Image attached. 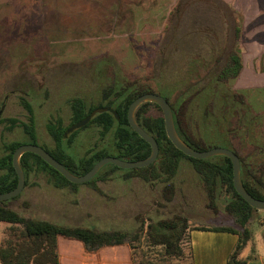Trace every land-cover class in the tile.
I'll return each instance as SVG.
<instances>
[{
	"label": "rangeland",
	"instance_id": "obj_1",
	"mask_svg": "<svg viewBox=\"0 0 264 264\" xmlns=\"http://www.w3.org/2000/svg\"><path fill=\"white\" fill-rule=\"evenodd\" d=\"M178 1L182 4L184 0H0V156L5 144L28 140L21 126L29 116L23 98L32 107L36 144L53 148L46 124L59 120L68 125L74 98H81L87 106L104 103V89H118L127 83L158 87L172 102L178 92L185 96L195 93L212 75L217 61H223L232 34L208 1H186L170 20ZM222 1L235 9L242 24L238 37L241 69L230 85L221 89L246 90L243 119L262 118L261 133L251 136L244 130L234 110L241 104L231 105L232 114L225 115L217 101L219 93L212 90L205 95V102L198 97L192 102L190 114L203 133H215L208 141L211 148H228L244 159L240 162L242 182L253 190L260 185L247 167L255 175L259 169L264 171V0ZM161 114L154 103L144 102L134 117L146 124ZM98 131L93 125L79 129L70 143L64 144L66 151L78 157L89 149L110 146L112 130L103 138ZM210 158L225 167L221 156ZM108 169L104 166L100 173ZM46 178L45 173L29 175L22 195L7 205L23 211V202H27L30 214L57 223H79L91 207L98 219L84 216L80 224L99 228L132 230L136 226L132 214L156 218L174 211L185 213L191 225L231 223L225 213L231 192L226 195L219 190L217 212L206 210L202 183L185 161L174 178L175 196L163 207L157 204L162 201L160 183L122 181L114 175L110 183L98 182L103 192L115 193L104 198L88 185L80 184L75 193L70 187H54ZM123 184L137 192L118 190ZM263 220L264 211H256L249 225L254 237L246 245L247 251L254 243L261 252L257 237L264 231ZM6 226L0 222V244Z\"/></svg>",
	"mask_w": 264,
	"mask_h": 264
},
{
	"label": "trees",
	"instance_id": "obj_2",
	"mask_svg": "<svg viewBox=\"0 0 264 264\" xmlns=\"http://www.w3.org/2000/svg\"><path fill=\"white\" fill-rule=\"evenodd\" d=\"M186 1L190 2V0H184L182 4ZM197 1L212 3L231 29V43L221 56L223 61L221 63L220 60L217 61V64L212 68V75L207 76L209 79L199 86L195 90V93L192 92L185 96L181 92H178L173 102L162 89L160 90L158 87L157 89L148 88L135 83H127L118 89L112 87L104 89L102 93L104 103L87 106L81 98L72 99L70 101L71 115L69 124L63 126L59 120L49 121L46 124V129L53 140L54 147L48 148L47 146H42L71 173L82 175L96 161L109 155L131 161L143 159L149 155V144L140 138L127 122V108L129 104L136 97L148 92L156 91L154 93L165 97L171 106L177 133L194 149L205 150L211 148L208 145V141L215 135L212 131L203 133L197 125L195 118L190 114L192 102L197 97L205 102L207 99L205 95L209 94V91L219 93L217 101L222 105L221 107L225 115L232 114L233 107L231 105L241 104L242 107L234 109L238 113V121L244 126V130L249 135H260L261 128L259 124L262 118L254 116L250 119H243L246 112L243 106L246 90H231L226 88L223 91L221 89L224 85H230V82L236 78L241 69L238 37L241 31L242 18L237 16L233 7L227 5L222 0ZM182 4L180 1L177 2L170 20L175 18ZM202 94H204V97ZM22 100V105L29 114L28 122L21 124L22 133L23 137L28 140L26 142L15 140L4 145V153L0 156V169L3 170L0 173V193L10 191L16 186L17 176L11 164V157L15 148L23 143L36 144L37 141L32 107L25 98ZM155 106L158 107L156 104ZM106 108H110L111 111L105 110ZM198 115L204 116L199 109ZM88 116L90 117L89 121L81 128H86L90 125L97 127L100 138L105 137L112 130L111 145L96 150L89 149L83 155L73 157L66 151L64 144L70 143L81 128L73 130L67 137L64 136V133L69 126ZM137 123L156 140L159 148L156 159L148 166L141 168L121 169L112 164L105 165L109 166L106 172L100 173V170L95 177L82 184L90 186L91 190L105 198L108 195L112 197L115 193L112 195L109 192L108 194L107 191L103 192L100 188L101 184L98 182L110 183L114 175H117L122 181L140 179L142 182L152 185L160 183V197L162 201L157 204L163 207L165 204L171 202L175 196L176 184L174 178L182 161H185L197 174L202 183L205 192L203 206L206 210L212 213L217 212L216 204L219 190H222L226 195L227 192H231V200L225 206V213L231 219V223H219L211 226L191 225L189 217L185 213L174 211L156 218L150 216L144 217L140 213L136 215L131 213V218L133 217L136 222V226L132 230L99 228L80 224L85 217L90 218L92 216L93 220L98 219L99 215L91 207H88L90 209L87 214L81 215L83 217L79 223L66 221L64 219L65 211H62V220L67 223H57L51 219L30 214L27 211L29 207L27 202H23L22 206L26 208L23 211L8 206L7 202L16 200L22 195L21 191L16 197L0 202V222L7 224L5 227V237L0 244V264H58L56 237L59 235L81 241L85 249L89 251L96 250L104 245L128 243L134 249L135 264H169L173 260L192 264L189 253L187 252L188 254H186L184 250V241L187 231L190 229L224 231L236 234L237 241L227 257L226 264H246V259L241 257V253L252 238L249 225L254 218L255 212L258 210L249 206L235 192L232 185V167L229 158L221 156L225 165V167H221L218 163L212 161V158L195 159L184 155L167 138L162 114L150 118L146 124H142L139 121ZM223 135L226 137V134ZM232 151L237 154L236 151ZM238 157L240 162H243L244 159L239 155ZM20 165L24 172L25 187L29 185L28 177L33 173H45L47 181L54 187L60 189L70 187L75 193L80 185L69 182L39 156L30 152H25L20 156ZM246 170L250 172L260 187L256 186L252 188L253 191L242 182L245 189L255 198L264 199V171L259 169L255 175L250 168L247 167ZM128 185L123 184L124 187L121 186L117 189H130L137 192V190L129 188ZM112 190L116 189L112 188ZM135 199L134 203L138 202L139 196ZM262 235L264 236V231Z\"/></svg>",
	"mask_w": 264,
	"mask_h": 264
},
{
	"label": "water",
	"instance_id": "obj_3",
	"mask_svg": "<svg viewBox=\"0 0 264 264\" xmlns=\"http://www.w3.org/2000/svg\"><path fill=\"white\" fill-rule=\"evenodd\" d=\"M144 102L155 103L161 110L164 130L167 138L172 145L181 151L184 155L195 159H208L213 156H225L229 158L232 167V185L235 192L251 207L256 210L264 211V199H258L252 196L244 187L241 179V165L238 155L228 148L212 147L205 150H197L190 147L177 133L173 121V113L169 102L160 94L144 93L136 97L127 108V122L130 128L137 133V135L146 141L150 146V153L146 158L139 160H124L115 156H105L94 163V165L84 174L75 175L71 173L61 162L56 160L48 151L42 146L32 143H23L15 148L11 157V164L17 176L16 186L7 192L0 193V202L6 201L16 197L22 191L25 184V177L22 167L20 165V156L25 152L33 153L39 156L50 167L58 171L66 180L74 184H82L91 180L96 174L108 164H112L121 169H132L146 167L151 164L158 155V144L153 136L146 132L135 120L134 114L137 107ZM105 110L111 111L110 108ZM90 117H86L69 126L64 136L78 129L89 121Z\"/></svg>",
	"mask_w": 264,
	"mask_h": 264
},
{
	"label": "crops",
	"instance_id": "obj_4",
	"mask_svg": "<svg viewBox=\"0 0 264 264\" xmlns=\"http://www.w3.org/2000/svg\"><path fill=\"white\" fill-rule=\"evenodd\" d=\"M257 239L261 252L251 243L249 251L245 246L241 253L246 264H264V236L261 234ZM236 241L237 235L230 232L190 229L184 241V250L189 253L192 264H226ZM56 252L58 264H135L134 249L128 243L104 245L89 251L81 241L59 235L56 237ZM175 261L185 264L184 261Z\"/></svg>",
	"mask_w": 264,
	"mask_h": 264
},
{
	"label": "built area",
	"instance_id": "obj_5",
	"mask_svg": "<svg viewBox=\"0 0 264 264\" xmlns=\"http://www.w3.org/2000/svg\"><path fill=\"white\" fill-rule=\"evenodd\" d=\"M264 221V220H263Z\"/></svg>",
	"mask_w": 264,
	"mask_h": 264
}]
</instances>
